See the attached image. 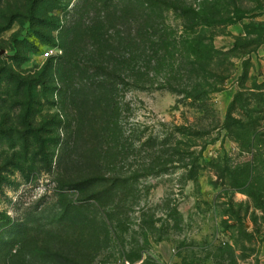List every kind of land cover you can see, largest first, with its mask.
Here are the masks:
<instances>
[{"label": "rangeland", "instance_id": "374dc122", "mask_svg": "<svg viewBox=\"0 0 264 264\" xmlns=\"http://www.w3.org/2000/svg\"><path fill=\"white\" fill-rule=\"evenodd\" d=\"M24 2L0 0V264H264V0H150L101 54L82 19L77 77L69 16L39 36Z\"/></svg>", "mask_w": 264, "mask_h": 264}, {"label": "trees", "instance_id": "16d2710c", "mask_svg": "<svg viewBox=\"0 0 264 264\" xmlns=\"http://www.w3.org/2000/svg\"><path fill=\"white\" fill-rule=\"evenodd\" d=\"M71 1L72 0H25L23 4H19V6L16 8L17 12L19 13L18 14L16 12V14L20 15V17L26 18L27 21H29L30 28L32 29H35L36 27H43L41 30H34L36 35L42 36L43 31L51 28L52 25H50L48 22L38 20L39 14H44V12H49L54 9H64V14L69 16V20L64 26V30L61 32L62 41L60 42V47L63 50V55L61 57L62 61L60 60L61 64L57 67V70L60 71L61 75L63 76L75 75V77L85 73L86 71L85 68H80L78 66L79 57L75 52V45L71 41V38L76 35L77 26L82 21V19L84 22H87V24L86 22L84 24L82 23L84 26V32H87L88 38L93 41L94 50H97L101 54V52H103L104 48L107 46V38L101 39V35L106 32L105 28L107 27L108 21L116 15H119V13L120 15H123L126 11L131 13L134 10H142V8L146 9V7H142L143 3H146V5L150 4V0H75L74 4H72V6L67 9ZM22 7L24 14H20ZM100 11L101 14H98ZM16 14L12 13L8 19ZM93 14L95 16L91 17L90 15ZM119 24L122 25L123 23L120 22ZM142 39L143 36H138L136 40L134 39L133 42L129 43V47L133 49L134 53H139L143 50V47H145V40L143 41ZM93 61L94 60H92V62ZM114 64H117V62ZM94 88H96V85ZM107 92L108 91H106L103 95H106ZM92 99V102L95 103V99ZM10 145L12 146V144ZM108 180H110L109 185H112V187H115L117 184L128 183L127 179H121L120 177H109L107 179L103 177L100 178L92 176L77 182L75 185L87 187L95 183H102Z\"/></svg>", "mask_w": 264, "mask_h": 264}, {"label": "built area", "instance_id": "2783aa9c", "mask_svg": "<svg viewBox=\"0 0 264 264\" xmlns=\"http://www.w3.org/2000/svg\"><path fill=\"white\" fill-rule=\"evenodd\" d=\"M43 56H44V57H48V56H49V52H48V51H45V52L43 53Z\"/></svg>", "mask_w": 264, "mask_h": 264}]
</instances>
